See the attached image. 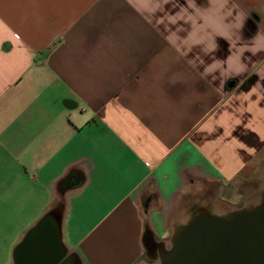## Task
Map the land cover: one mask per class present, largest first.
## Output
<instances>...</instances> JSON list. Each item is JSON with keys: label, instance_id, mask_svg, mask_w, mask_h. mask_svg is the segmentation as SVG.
Here are the masks:
<instances>
[{"label": "crops", "instance_id": "1", "mask_svg": "<svg viewBox=\"0 0 264 264\" xmlns=\"http://www.w3.org/2000/svg\"><path fill=\"white\" fill-rule=\"evenodd\" d=\"M263 201L264 0H0V264L45 218L22 262L160 264Z\"/></svg>", "mask_w": 264, "mask_h": 264}, {"label": "water", "instance_id": "2", "mask_svg": "<svg viewBox=\"0 0 264 264\" xmlns=\"http://www.w3.org/2000/svg\"><path fill=\"white\" fill-rule=\"evenodd\" d=\"M45 218L17 250V264H54L45 247L20 251L31 241L49 236ZM52 231V233H51ZM50 233L56 238V229ZM160 264H264V201L249 211L219 217L200 212L176 229L170 247L161 253Z\"/></svg>", "mask_w": 264, "mask_h": 264}, {"label": "rangeland", "instance_id": "3", "mask_svg": "<svg viewBox=\"0 0 264 264\" xmlns=\"http://www.w3.org/2000/svg\"><path fill=\"white\" fill-rule=\"evenodd\" d=\"M217 212H219L220 214H222V215H220L219 217H222L224 214H227V213H228V212H226V211L223 210V209H222V210L220 209V210H218ZM193 214H194V213H193ZM190 215H192V213H191ZM195 215H196V213H195L193 216H195ZM193 216H192V217H193ZM169 247H170V246H169ZM169 247H168V248H169ZM160 257H161V254L159 255V258H158V261H159V262H160Z\"/></svg>", "mask_w": 264, "mask_h": 264}, {"label": "flooded vegetation", "instance_id": "4", "mask_svg": "<svg viewBox=\"0 0 264 264\" xmlns=\"http://www.w3.org/2000/svg\"><path fill=\"white\" fill-rule=\"evenodd\" d=\"M230 215H232V214H230ZM230 215H228V216H230ZM227 215H224V217H228ZM60 262H61V260H60ZM60 264H64V263H60Z\"/></svg>", "mask_w": 264, "mask_h": 264}]
</instances>
